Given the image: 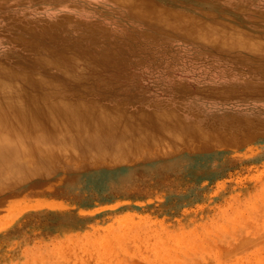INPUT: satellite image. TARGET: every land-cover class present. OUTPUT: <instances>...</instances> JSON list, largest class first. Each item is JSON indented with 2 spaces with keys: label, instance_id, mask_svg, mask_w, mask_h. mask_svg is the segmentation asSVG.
<instances>
[{
  "label": "rangeland",
  "instance_id": "1",
  "mask_svg": "<svg viewBox=\"0 0 264 264\" xmlns=\"http://www.w3.org/2000/svg\"><path fill=\"white\" fill-rule=\"evenodd\" d=\"M0 264H264V0H0Z\"/></svg>",
  "mask_w": 264,
  "mask_h": 264
},
{
  "label": "bare ground",
  "instance_id": "2",
  "mask_svg": "<svg viewBox=\"0 0 264 264\" xmlns=\"http://www.w3.org/2000/svg\"><path fill=\"white\" fill-rule=\"evenodd\" d=\"M49 119H50V118H49ZM49 119H48V120H49ZM161 120H162V119H161ZM166 120H167V119H166ZM42 121H43V120H42ZM45 121H46V120H45ZM27 124H28V123H27ZM43 124H44V122H43ZM49 125H50V124H49ZM44 126H45V128H46V127H47V124L44 125ZM53 126H54V125H53ZM43 129H44V128H43ZM47 130H48V129H47ZM55 130H56V129H55ZM43 132H44V131H43ZM49 132H50V131H49ZM49 132H48V133H49ZM154 134H155V133H154ZM137 137H138V136H137ZM168 142H169V141H168ZM60 151H61V150H60ZM60 153H61V152H60ZM80 262H81V261H80Z\"/></svg>",
  "mask_w": 264,
  "mask_h": 264
}]
</instances>
